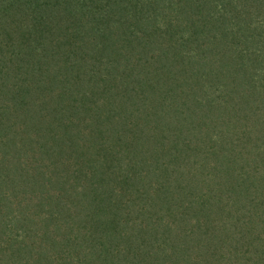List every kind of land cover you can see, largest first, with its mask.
Listing matches in <instances>:
<instances>
[{"label": "trees", "instance_id": "obj_1", "mask_svg": "<svg viewBox=\"0 0 264 264\" xmlns=\"http://www.w3.org/2000/svg\"><path fill=\"white\" fill-rule=\"evenodd\" d=\"M0 264H264V0H0Z\"/></svg>", "mask_w": 264, "mask_h": 264}]
</instances>
